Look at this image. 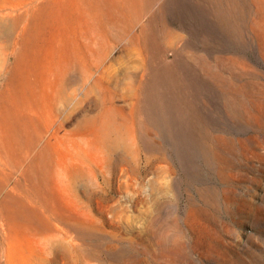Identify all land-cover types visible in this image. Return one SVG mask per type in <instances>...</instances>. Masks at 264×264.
Wrapping results in <instances>:
<instances>
[{
  "label": "rangeland",
  "instance_id": "1",
  "mask_svg": "<svg viewBox=\"0 0 264 264\" xmlns=\"http://www.w3.org/2000/svg\"><path fill=\"white\" fill-rule=\"evenodd\" d=\"M0 252L264 264V0H0Z\"/></svg>",
  "mask_w": 264,
  "mask_h": 264
},
{
  "label": "bare ground",
  "instance_id": "2",
  "mask_svg": "<svg viewBox=\"0 0 264 264\" xmlns=\"http://www.w3.org/2000/svg\"><path fill=\"white\" fill-rule=\"evenodd\" d=\"M1 252H2V251H1ZM1 252H0V253H1ZM0 256H1V255H0Z\"/></svg>",
  "mask_w": 264,
  "mask_h": 264
}]
</instances>
